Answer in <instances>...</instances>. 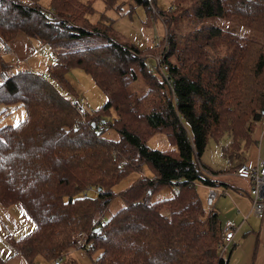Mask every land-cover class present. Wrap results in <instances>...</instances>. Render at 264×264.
Returning <instances> with one entry per match:
<instances>
[{"label":"trees","instance_id":"trees-1","mask_svg":"<svg viewBox=\"0 0 264 264\" xmlns=\"http://www.w3.org/2000/svg\"><path fill=\"white\" fill-rule=\"evenodd\" d=\"M93 1L0 0V36L7 43L18 33L49 45L109 39L53 53L50 79L18 68L0 84V104L24 109L23 120L0 127V203H20L34 225L10 245L28 264H40L68 253L72 233L83 229L91 232L93 247L86 252H99L95 264H229L219 255L218 214L205 206L197 186H217L212 176L234 172L239 164L213 172L200 156L210 137H230L221 150L231 161L249 147L254 121L264 110V44L215 26L182 34L167 30L160 60L167 67L165 79L146 66L145 57L154 50L112 40V21L103 14L89 22ZM134 1L148 14L155 8L161 15L154 0ZM101 2L106 10H120L118 0ZM172 5L181 8L174 19L218 16L264 34V0H173ZM77 67L106 97L78 124L70 103L75 96L66 98L51 81L71 92L66 74ZM136 79L146 86L140 95L129 90ZM108 130L118 138L102 136ZM157 133L167 136L172 152L147 145ZM142 166L152 176L117 193L124 206L102 221L116 195L112 187ZM167 186L175 190L170 198L149 200Z\"/></svg>","mask_w":264,"mask_h":264},{"label":"rangeland","instance_id":"rangeland-1","mask_svg":"<svg viewBox=\"0 0 264 264\" xmlns=\"http://www.w3.org/2000/svg\"><path fill=\"white\" fill-rule=\"evenodd\" d=\"M172 2L173 0H154L156 8L161 14L159 16L156 13L155 8L152 9L151 14H148L145 8L140 4H136L134 0H118L120 10H106L101 0H94L92 4L93 12L88 15L87 18L90 23H96L101 19V15L103 14L106 18L112 21L113 32L111 35L108 34L112 37V40L119 43L132 44L140 51L154 50L150 55L147 54L145 57V63L147 68L153 72L158 71L159 74L161 72L157 67L156 58L159 57L161 60V54L166 44L165 38L167 30L176 34H182L199 27L215 26L233 32L242 38L252 39L264 44V34L218 16H185L174 19V17L181 12V8L179 9V7H173ZM164 22L166 23V27ZM108 41V38L102 36H96L94 39L84 41H66L54 45L43 44L30 40V49H32L34 53H32L28 59H25L26 62L24 64H20L19 68L29 69L31 71H40L43 73L45 78L50 79L48 75V68L55 62L53 53L63 52L69 48L78 49L103 45ZM12 43H9L11 48L13 47ZM13 53L16 57L18 56L14 50ZM11 59H13V57L3 56L0 58V62L1 64L10 67V70L13 73L18 69V65L16 66ZM161 75L162 74H160V76ZM66 78L71 85V92L67 91V89L64 88L63 85L59 84L58 81H51L57 88H59L60 93L66 98L75 96V98H77L85 107L88 115L105 103L106 97L104 93L96 86L91 76L83 69L78 67L70 69L66 74ZM129 90L140 95L146 91V86L141 80L136 79L130 84ZM23 118L24 109L21 105L0 104V127L14 126L23 120ZM105 120L108 121L109 117H106ZM256 121V128L260 124L261 133L264 132L261 119ZM102 136L109 137L114 140L118 138L117 133L113 130L103 132ZM229 143L230 137L228 135H224L218 141L210 137L203 154L200 156L201 163L213 172L229 170L232 163L236 159L231 161L222 153L221 150L222 147H227ZM147 145L150 148L164 152H172L173 149H175L167 136L163 133L154 134L147 141ZM242 153H244L243 150ZM142 167L141 172H131L112 187V191L116 195L111 199L106 210L102 214V221L109 219L116 211L124 206L121 197L117 195V193L129 188L136 180H138L139 177H141L142 174L145 177L152 176V173L147 166ZM174 192V188L168 186L161 187L153 195H151L149 200L151 202H156L167 199L170 198ZM197 193L201 200L204 201L205 190L203 186H197ZM87 194L93 197L95 195V191L88 190ZM221 199H223L224 203L229 204L225 205V207L231 205V201L227 196H221ZM245 199V206H242L245 208L244 211L247 210L248 206L246 207V205L249 203L248 199ZM213 210L216 211L217 209L213 208ZM244 214H247V211ZM246 220L247 221H244V223L246 222L243 226L244 230L246 229L250 231L253 229V231H256L258 229L260 219L256 218L252 214H249L248 219ZM255 240L256 237L254 233H250L249 236H243L240 234V236L237 237L235 246L227 248L223 256L230 259L229 264H244L249 257L248 254H251ZM260 241L262 240L260 239ZM71 248L72 249L68 253L62 255L60 264H95L94 260L99 257V252L89 255L85 249L73 248V246H71ZM53 262V260H39L40 264H53Z\"/></svg>","mask_w":264,"mask_h":264},{"label":"crops","instance_id":"crops-1","mask_svg":"<svg viewBox=\"0 0 264 264\" xmlns=\"http://www.w3.org/2000/svg\"><path fill=\"white\" fill-rule=\"evenodd\" d=\"M12 42V48L16 55H18L17 57L28 59V57L34 53V51L30 49L29 44H31V42L26 35L18 33ZM11 61L13 62V59H11ZM7 69L10 70V67H7ZM255 122L257 121H254L253 124L249 147L243 150L244 153L241 152V155L232 163L231 167H235L243 162H254L257 157L264 160V132L261 133L260 124L256 128ZM261 124L264 128L263 119H261ZM212 179L217 182V186L215 187L219 190V196L214 201L213 208L217 209L216 211L221 225H223L224 222H229L234 226L240 227L235 233L233 242L230 246H235L237 237H239L240 234L249 236L250 233H254L256 240L251 254H248L249 257L244 264H264V218L260 220V224L256 231H253V229L250 231L243 229L246 223L243 221V216L248 215L250 209V198L247 193L250 187L249 181L234 175L233 171L212 176ZM203 188L206 194V187L203 186ZM221 196H227L230 199L231 207H225V205L229 204L224 203ZM245 198L248 199L249 203L246 205V207L248 206L247 210L244 211ZM246 211L247 214H244ZM33 227V222L20 203H14L10 206H4L0 203V257L3 259V264H28L24 257L14 251L9 240H19L27 235ZM260 239L262 241H260Z\"/></svg>","mask_w":264,"mask_h":264},{"label":"built area","instance_id":"built-area-1","mask_svg":"<svg viewBox=\"0 0 264 264\" xmlns=\"http://www.w3.org/2000/svg\"><path fill=\"white\" fill-rule=\"evenodd\" d=\"M3 56H11L13 57V62L16 66L20 64H24L26 62L25 59H21L16 57L13 53V50L9 43H7L0 36V58ZM157 67L160 70L162 76L165 77V72L167 67L161 64L160 58H156ZM1 66V62H0ZM29 70V69H28ZM31 71V70H30ZM35 76L39 78H43L44 75L40 71H32ZM12 76L11 70L1 69L0 68V84L5 83ZM71 106L77 112L76 124L79 122H83L85 119L86 109L81 104V102L77 98H72L70 100ZM261 119L264 120V110L260 116ZM206 175L210 176L207 171H203ZM234 175L247 179L250 183V188L248 190V196L250 198V209L249 214L254 215L258 219L264 218V160L257 157L254 162H243L240 163L233 172ZM141 176H144L143 174ZM206 194L204 197V203L207 208H210L214 205V201L219 196V190L215 186L207 185ZM89 190V189H88ZM86 195V193H84ZM248 214V215H249ZM243 216V221L247 219V216ZM239 226H234L229 222H224L221 229V242L219 243V255L223 256L226 249L232 244L235 233L239 230ZM91 232L85 231L83 229H78L76 232L72 233L71 241L73 248L78 249H93L90 246L89 237ZM63 254L58 255L53 261V264H60L61 257Z\"/></svg>","mask_w":264,"mask_h":264},{"label":"water","instance_id":"water-1","mask_svg":"<svg viewBox=\"0 0 264 264\" xmlns=\"http://www.w3.org/2000/svg\"><path fill=\"white\" fill-rule=\"evenodd\" d=\"M100 190V188H98V191Z\"/></svg>","mask_w":264,"mask_h":264}]
</instances>
